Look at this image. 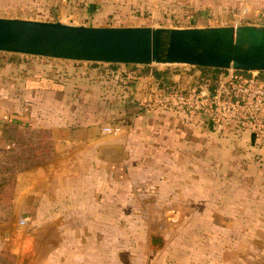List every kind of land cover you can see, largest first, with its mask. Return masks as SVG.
Listing matches in <instances>:
<instances>
[{
	"label": "crops",
	"instance_id": "obj_1",
	"mask_svg": "<svg viewBox=\"0 0 264 264\" xmlns=\"http://www.w3.org/2000/svg\"><path fill=\"white\" fill-rule=\"evenodd\" d=\"M194 74L209 80L199 76L201 70L189 69L169 84L181 88ZM135 79L121 96L98 91L90 101L108 103L118 119L124 114L117 132L96 125L97 115L74 113L71 106L62 110L57 99L45 114L46 94L63 95L51 86L27 89L40 114L0 117L2 156L21 152L4 129L6 122L23 128L48 123L50 144L44 161L0 165V264H186L165 224L171 216H243L244 206L234 209L235 201L248 200L250 187L264 188V138L244 130L242 137L221 144L216 131L202 129L205 116L169 112L179 108L156 101L152 76ZM256 153L259 161L251 159ZM221 183L226 191L219 190Z\"/></svg>",
	"mask_w": 264,
	"mask_h": 264
},
{
	"label": "rangeland",
	"instance_id": "obj_2",
	"mask_svg": "<svg viewBox=\"0 0 264 264\" xmlns=\"http://www.w3.org/2000/svg\"><path fill=\"white\" fill-rule=\"evenodd\" d=\"M0 17L59 21L72 25L96 27L188 28L264 25V0H0ZM13 55L0 52V117L4 115L8 119L10 116H17L21 113L40 114V112H35L31 106L34 95L30 94L27 89L42 85L51 86L50 89L63 93L61 99L55 94H46L47 106L43 108L45 114L50 112V102L56 104V100L53 99H57L59 108L62 110L71 106L74 113L97 115V120L94 122L96 125L120 126L124 114L119 116L121 117L119 120L113 116V108L108 103L102 106L99 103L96 104V101L90 102L98 91L121 96L127 86H132L135 78L140 75L152 76L157 83L155 87L159 91L158 96H163L169 92L168 87L159 85V79L153 74L154 70L164 71L165 75L162 78L169 83H171V77L178 72L189 71V69L201 70L198 67L183 64H154L151 66L117 64V68H113L105 63L94 66L93 62L23 54ZM10 57H16V61H9ZM249 73L241 75L246 77L259 75V72ZM223 74L218 75L216 82L220 81ZM195 75L190 82L184 81L185 84L181 86V89L212 90L211 78L203 81ZM202 75L203 73L199 76ZM22 84H24V89ZM83 95L89 98L86 104L85 100H81ZM67 97L69 101H65L64 98ZM23 101H27L25 103L27 105ZM2 106H9V108L3 110ZM126 110L125 106L123 113ZM169 112L175 115L190 114L182 109H173ZM155 115L161 116L160 113H155ZM202 115L207 118V121L201 122L202 129L211 128L216 131L219 143L226 145L232 137L233 139L242 137L243 131L213 124L208 121V116ZM156 119L163 121L161 118ZM46 125L48 123H33L31 127H25V129L13 122H6L4 129L18 140L21 152L4 156L0 154V165L7 162L14 166L18 163L27 165L34 161L48 159L50 144L47 140ZM20 137H25V140ZM257 156V153L251 155V159L259 161ZM15 169L17 168H13V171ZM251 176L257 177V174ZM226 188L221 183L219 190L223 192ZM263 189L260 188L261 191ZM261 191L256 187H250L247 194L248 200L244 203L235 201L234 209H241V206H244L243 216L184 219L171 216L169 222L165 224H168L169 236L179 242L181 261L186 264H264V192ZM201 204L204 207H210L208 203ZM172 207L177 209L179 205L174 203ZM224 209L225 205L221 206V203H218V210L224 211ZM183 226L188 228L180 234L177 230ZM242 258L245 259L244 262H241Z\"/></svg>",
	"mask_w": 264,
	"mask_h": 264
},
{
	"label": "water",
	"instance_id": "obj_3",
	"mask_svg": "<svg viewBox=\"0 0 264 264\" xmlns=\"http://www.w3.org/2000/svg\"><path fill=\"white\" fill-rule=\"evenodd\" d=\"M0 52L105 64L264 72V25L96 27L0 17Z\"/></svg>",
	"mask_w": 264,
	"mask_h": 264
},
{
	"label": "built area",
	"instance_id": "obj_4",
	"mask_svg": "<svg viewBox=\"0 0 264 264\" xmlns=\"http://www.w3.org/2000/svg\"><path fill=\"white\" fill-rule=\"evenodd\" d=\"M214 93L206 90L175 88L156 97L162 106H175L208 116L216 124L239 131L250 130L264 138V79L249 77L227 70L220 77ZM105 131L117 132L118 126H106Z\"/></svg>",
	"mask_w": 264,
	"mask_h": 264
},
{
	"label": "trees",
	"instance_id": "obj_5",
	"mask_svg": "<svg viewBox=\"0 0 264 264\" xmlns=\"http://www.w3.org/2000/svg\"><path fill=\"white\" fill-rule=\"evenodd\" d=\"M6 54V53H5ZM7 54H14L13 56L17 55L16 53H7ZM9 61L13 62L14 60L16 61V57H10L8 58ZM94 66H99L100 63H93ZM109 66L113 67V68H117V64H110ZM146 68V67H145ZM194 68V67H193ZM202 70L203 75H205L206 79L211 78L212 79V85H211V89H212V93L215 92V89L218 85V82H216V80L218 79V75L220 73H224L227 70H222V69H212V68H198ZM145 70V69H144ZM238 74H244V75H248L250 74L249 72H245V71H236ZM153 74L159 79V85L162 87H170L169 82L164 81L162 76L165 75L164 71H160V70H154ZM202 75V76H203ZM259 77L262 79H264V72H259ZM215 81V83H214ZM214 83V84H213ZM32 87H36V86H32ZM170 90H173L175 88H169ZM214 123V122H213Z\"/></svg>",
	"mask_w": 264,
	"mask_h": 264
}]
</instances>
